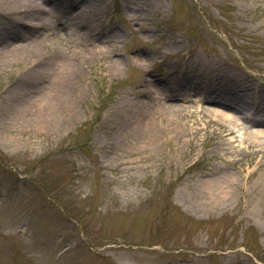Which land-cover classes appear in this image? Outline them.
<instances>
[{
	"label": "rangeland",
	"instance_id": "1",
	"mask_svg": "<svg viewBox=\"0 0 264 264\" xmlns=\"http://www.w3.org/2000/svg\"><path fill=\"white\" fill-rule=\"evenodd\" d=\"M42 1L35 26L0 0V264H264V202L242 207L255 188L229 209L190 199L212 169L264 167L243 112L237 153L202 111L232 110L184 81L214 65L264 90V0ZM146 78L179 97L153 100ZM165 102L199 111L173 129Z\"/></svg>",
	"mask_w": 264,
	"mask_h": 264
},
{
	"label": "bare ground",
	"instance_id": "2",
	"mask_svg": "<svg viewBox=\"0 0 264 264\" xmlns=\"http://www.w3.org/2000/svg\"><path fill=\"white\" fill-rule=\"evenodd\" d=\"M12 1L14 3L19 2L18 5L23 6L25 12L23 15H18V22H29L33 25L43 24L41 11H45L42 0H6ZM22 4H21V3ZM74 5L73 2H71ZM28 20V21H27ZM27 45H18L13 48V51L19 52L26 49ZM213 67V68H212ZM219 67L217 66H208L206 68H201L197 76L185 77L184 81L190 82L191 84L197 87L198 93L203 95V99L209 103H214L216 105L223 106L228 110H232L233 113H228L225 111H220L216 108L210 106H205L202 111L207 113L211 118H215L220 124V131L217 133L218 138L222 141V145H229L232 148L233 152H239L241 149L234 146L235 139H226L228 136L233 135V127L239 126V117L234 113L243 112L244 116L242 119L245 121L242 125L244 130L243 137H241V142L247 141L249 138L251 140V146H258L256 149L255 155L261 156L259 162V167H264V90L261 92L251 91L250 94H245V89L253 86L251 79H238L236 83L222 81L221 75L217 72ZM66 69V68H65ZM210 71L211 74L208 75ZM207 72V73H206ZM234 75L231 71H225V73ZM224 74V73H223ZM203 76L204 78H201ZM200 77V78H199ZM145 85L148 88L150 97L153 100H173L176 97H179V93L175 95L173 92H166V87L156 85V82L151 79L144 81ZM147 92V93H148ZM205 94V96H204ZM228 95H234L235 104L231 105L226 102ZM51 99V97H50ZM131 101H136L132 99ZM163 102V101H162ZM168 102V101H167ZM165 102L163 105L166 110L169 111L168 121L169 124L167 127H174L176 123L180 126V120L182 115L192 116L197 114L199 110H189L184 104L177 103H168ZM143 104V103H142ZM244 110V111H243ZM247 111V112H246ZM157 114V113H156ZM177 115V117H176ZM157 118V115H154ZM176 126L175 128H177ZM207 126H210L207 122ZM148 132L151 131V134H154L156 130L151 121L147 122ZM174 129V128H173ZM199 131V128L196 129ZM191 139V136H190ZM153 144V141H151ZM250 146V147H251ZM246 147H248L246 145ZM222 159L223 167L227 168L231 166V161L227 158L229 154L228 150L222 149ZM212 176L203 179H197L193 184H188L191 193L192 200H197V210H202L206 207L216 208L217 210H222L223 208L229 209L236 201V191L238 187H243L247 194L250 192V188H255L254 194L247 195L243 200L245 205L243 214L253 215L257 214L256 209L253 208L251 204L260 203L262 204L264 197V169L260 174L257 175L256 180L251 181L250 176L251 172H246L245 169L237 170L236 172H224L219 175L217 169H212ZM251 205V206H250Z\"/></svg>",
	"mask_w": 264,
	"mask_h": 264
}]
</instances>
